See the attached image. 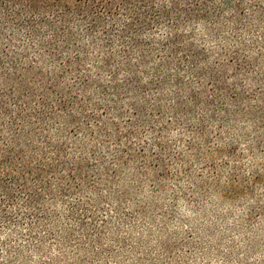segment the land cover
I'll return each mask as SVG.
<instances>
[{"label":"trees","instance_id":"1","mask_svg":"<svg viewBox=\"0 0 264 264\" xmlns=\"http://www.w3.org/2000/svg\"><path fill=\"white\" fill-rule=\"evenodd\" d=\"M21 33L25 44L16 43ZM211 40L236 45V80L248 58L238 47L264 52V0H63L38 8L0 0V228L26 222L28 236L43 228L70 240L72 226L50 232L61 221L54 208L67 207L66 221L84 228V194L113 180L102 182L112 170L104 148L113 166L156 151L159 166L168 127L193 134L194 122L204 137L219 107H240L245 99L222 74L226 60L206 48ZM164 103L173 121L159 127ZM68 128L81 137L75 148L97 159V173L53 139ZM149 131L154 141L140 147Z\"/></svg>","mask_w":264,"mask_h":264},{"label":"rangeland","instance_id":"2","mask_svg":"<svg viewBox=\"0 0 264 264\" xmlns=\"http://www.w3.org/2000/svg\"><path fill=\"white\" fill-rule=\"evenodd\" d=\"M16 1L38 8L63 0ZM17 39L24 44L28 40L25 33ZM29 47L30 61L37 64ZM206 48L226 60L222 74L237 83L235 92L245 102L235 109L219 107L204 124V137L195 134L200 126L194 122L193 134L183 125L168 127L161 136L166 152L160 153L164 164L159 166L158 151L136 153L126 168L113 166L112 153L104 148L112 170L102 182L113 180L102 191L84 194V228L66 221L67 207L61 204L54 208L61 221L50 232L72 226L77 231L70 240L61 242L43 228L28 236L26 222L0 228V264H264V52L254 48L249 56L248 47L239 46L248 58L233 80L236 45L211 40ZM165 107L168 103L156 113L159 127L173 121ZM75 135L68 128L53 139L68 152L73 149L75 158L84 156L90 174L97 173V159L89 148L82 154L75 148L74 142H81ZM142 141L140 147L147 146L153 134L149 131Z\"/></svg>","mask_w":264,"mask_h":264}]
</instances>
